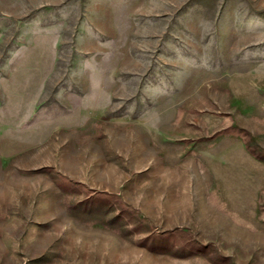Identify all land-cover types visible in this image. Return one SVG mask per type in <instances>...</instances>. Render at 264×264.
Listing matches in <instances>:
<instances>
[{"label": "rangeland", "instance_id": "1", "mask_svg": "<svg viewBox=\"0 0 264 264\" xmlns=\"http://www.w3.org/2000/svg\"><path fill=\"white\" fill-rule=\"evenodd\" d=\"M0 264H264V0H0Z\"/></svg>", "mask_w": 264, "mask_h": 264}]
</instances>
